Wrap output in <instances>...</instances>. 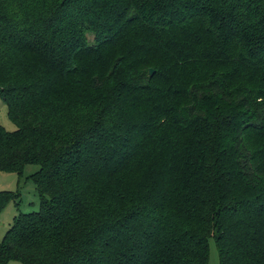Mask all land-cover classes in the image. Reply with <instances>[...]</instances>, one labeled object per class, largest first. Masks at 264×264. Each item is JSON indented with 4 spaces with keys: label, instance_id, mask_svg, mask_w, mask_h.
<instances>
[{
    "label": "trees",
    "instance_id": "1",
    "mask_svg": "<svg viewBox=\"0 0 264 264\" xmlns=\"http://www.w3.org/2000/svg\"><path fill=\"white\" fill-rule=\"evenodd\" d=\"M0 98V264H264V0H0Z\"/></svg>",
    "mask_w": 264,
    "mask_h": 264
},
{
    "label": "rangeland",
    "instance_id": "2",
    "mask_svg": "<svg viewBox=\"0 0 264 264\" xmlns=\"http://www.w3.org/2000/svg\"><path fill=\"white\" fill-rule=\"evenodd\" d=\"M0 125L7 131L16 129L15 124L7 115L6 106L0 98ZM38 169V165L29 164L23 168L22 175L14 172H0V192L8 191L19 193L20 202L18 205L11 200L6 202L0 209V240L12 224L13 218L19 212L28 213L37 211L39 208V197L34 182L30 175ZM208 264H219L218 252L215 240L208 239ZM7 264H21L17 261H9Z\"/></svg>",
    "mask_w": 264,
    "mask_h": 264
},
{
    "label": "water",
    "instance_id": "3",
    "mask_svg": "<svg viewBox=\"0 0 264 264\" xmlns=\"http://www.w3.org/2000/svg\"><path fill=\"white\" fill-rule=\"evenodd\" d=\"M148 72H149V76H152V75H153V72H154V70H153L152 68H149V69H148Z\"/></svg>",
    "mask_w": 264,
    "mask_h": 264
},
{
    "label": "crops",
    "instance_id": "4",
    "mask_svg": "<svg viewBox=\"0 0 264 264\" xmlns=\"http://www.w3.org/2000/svg\"><path fill=\"white\" fill-rule=\"evenodd\" d=\"M12 201V200H11ZM14 202V201H13Z\"/></svg>",
    "mask_w": 264,
    "mask_h": 264
}]
</instances>
